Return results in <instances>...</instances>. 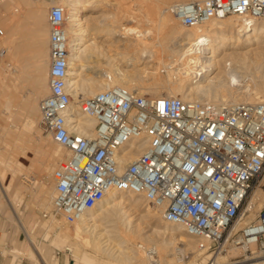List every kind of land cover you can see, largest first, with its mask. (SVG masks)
Masks as SVG:
<instances>
[{"label": "built area", "instance_id": "built-area-1", "mask_svg": "<svg viewBox=\"0 0 264 264\" xmlns=\"http://www.w3.org/2000/svg\"><path fill=\"white\" fill-rule=\"evenodd\" d=\"M166 12L185 27L233 16L249 28L264 21V0L180 1ZM66 22L65 8L52 5L50 92L39 102L40 127L69 151L53 172L54 215L73 224L112 190L142 194L163 220L195 238L199 250L217 256L255 245L264 255V209L242 224L264 176V101L221 104L111 85L80 101V111L96 121L93 132L83 133L68 90ZM139 148L133 160L124 161ZM241 260L210 258L204 264Z\"/></svg>", "mask_w": 264, "mask_h": 264}, {"label": "bare ground", "instance_id": "bare-ground-1", "mask_svg": "<svg viewBox=\"0 0 264 264\" xmlns=\"http://www.w3.org/2000/svg\"><path fill=\"white\" fill-rule=\"evenodd\" d=\"M169 1L170 0H160L157 3V9L155 8L156 10L161 11L159 14L163 13V15L161 14L160 18L162 25H166L171 19L169 17L170 14L167 13L166 8H164V5H167ZM173 1L180 2L189 0ZM58 2H60L61 5L64 6L67 15L66 34L68 37L70 61L68 90L73 97L71 108L73 109V113L80 119L82 126L81 131L83 133L93 132L95 129L96 121L95 119L83 114V112L80 111V101L82 100V98H85V96H91L111 85H122L131 90L136 88L141 91H148L155 97L178 96L185 100H206L221 104L234 102L259 103L264 101V75L255 74V72L249 70V55L258 49H264V46H259L255 50L252 49V46L261 44L264 38V21L260 22L259 20H255V22L253 23L254 27L251 26L247 28L243 27V24L240 22L239 18L236 17L237 21H239L237 22L236 20L232 19L233 16H229L221 20L210 21L205 26L200 28L184 26L185 28H188L182 30V32H186L180 37L182 38L181 40H184V42H178L179 44H177L175 47H172L165 45L166 43H156L149 40L148 36L150 34V30H146L144 28L141 29L142 27L136 25H125L126 22H138L139 19L137 20L135 18V15L132 14L128 15V19L125 18L123 20L118 17L117 13L112 12L111 19L108 17L110 19L109 22L104 21L105 23L103 22V24H94L93 26H90V19H88V14L97 12L102 4L110 5L114 3L109 0H59ZM125 10L127 11V9ZM34 12L35 13L33 14V16H35L36 25H38L41 23L42 18L44 19V16L42 17L41 10H39V8ZM126 13H128V11ZM108 14L110 16V13ZM118 26H121L122 28L120 30L118 28L117 30ZM38 29L39 28H36L34 37V39L36 38L37 41H39L40 39V35L38 32L41 31L40 29ZM99 36H106L105 38L109 39L114 38L115 41H122L126 39V41H129V43L130 41L135 40V42H131L129 46L126 45L127 49L130 48L128 53H118L119 58H117L120 59L119 61H130L129 64L136 65L143 57L150 56L154 52L156 54L157 60L153 66L150 65L151 67H149L152 71L155 72H158V69L159 71L163 69L167 71V76L164 77L162 75H156L154 76V79H152V82L146 83L147 81L144 82V80L142 81L137 77L135 71L123 69L118 63L115 64L116 71L114 75H112L113 73L111 74V72L105 73V75H112V79L110 81L107 79V77H105V75L104 79H97L95 76H88L87 72L86 75L88 77L85 76V78H82L83 75L80 69H82L83 65H85V58H89L90 55L94 54H96L95 56L97 57V54L100 53V46L98 44L99 40H94L91 43L86 44L85 46L83 45L85 41L92 38L95 39ZM167 44L169 43L167 42ZM242 48H248V50L243 51ZM47 66L48 64H42L41 60H38L35 64V68L39 74L34 76L35 89L34 92L32 91L34 96L28 97L29 99L26 102L22 103V112L24 115L23 123L22 121L18 122L16 120V113H19L17 112L18 110L16 112L10 110V112L7 113L8 118L13 122H16L17 129L15 128V131L8 130L3 123H0V126H2L1 141H5L7 144H9L14 151L16 149H21L22 154H25L26 149L31 147V149L34 148L36 150V153L40 155L41 148H43L41 146L42 142H44L42 145H44L45 142L47 143V145L51 144L53 146V149H51L52 151L48 152V158L44 163L46 167H41L40 165L42 161L39 160L36 164L40 166V168H42L40 169L41 171L50 173L54 170L53 168L56 165L58 166L60 160L65 159L62 152L66 148L56 142L48 133H45L46 136H43L41 134L38 135V138H40V140L37 142V144H33L35 142L32 141V134H35V132L38 133L39 130H41L39 122L40 113L38 111L37 104L39 95L43 93L46 87H48L45 81L46 77L44 76ZM252 66L253 65H251V67ZM114 67L115 66H113V68ZM17 70L18 69L16 67V72H19ZM181 70L183 71L184 75L179 76V78L177 77L175 81L172 80V73L180 72ZM249 75L250 78H248ZM254 77L256 78L254 79ZM231 86L233 87L232 89L236 88L238 89V91H240L239 89L243 90V88H246L248 94L245 93V95H233L230 93H226L227 88L231 89ZM1 93L3 94V92ZM1 93L0 95H2ZM79 95L82 97L79 98ZM2 97L4 96L2 95ZM2 97L0 96V114L5 111L3 106L6 105L4 102L5 97ZM8 97L6 94V98ZM17 106H19V104H17ZM3 135L6 137L4 138ZM141 150L142 148L130 151L124 157V161L129 162L133 160ZM67 153L69 155V151ZM32 157L34 159V155ZM14 158L9 157L4 152L0 151V170L2 166L10 168V170H15L16 166L19 164L16 163L18 160L16 159L17 161H15ZM31 161L35 162V160ZM4 175L0 173V187L2 189H5L6 191H9L11 189L10 182L9 184H4ZM33 180L36 181L35 177L33 178ZM130 193L127 194L124 191L115 190L110 191L96 206L87 211L80 220L73 223L74 225H72V227H74L72 229L70 227L71 224L65 222L63 219H59L63 220V223L60 222L59 224L52 226V228H50L49 226V228L54 230L55 232V237L53 239V243L55 245L64 246V244H66L65 246L66 248H68L71 245L82 242L88 245L92 249L91 251L94 252V254L84 255H81L80 253L78 257L71 260V264H174V261L167 260L168 257L166 259L164 255L168 252H171V250L173 249V253H175V255L180 254L183 256L186 249L188 248L187 245L191 246L192 241H197L195 238L189 236L184 231V228L181 225L169 223L164 220L165 223L163 227H157L156 229H154L155 233L157 232V234H160L161 236L155 240V244L153 246H150L148 243H146L147 241L145 240H142L141 242H135L133 231L131 229V220L128 219V215L126 214L128 211H121L122 204L128 201L133 203L134 208H141L144 203L142 200L146 201V199L142 194L132 195L134 193ZM32 194L34 196L39 195L43 201L47 200L48 197H50L49 201L52 206V199L54 195H52L48 191V187L46 184L41 183L38 187V190L33 191ZM252 195L254 196H251V199L249 200V203L247 205V210H251L254 206V201L258 199L261 200V204H258V209L260 210L264 206V194L257 195V193H254ZM7 199L9 200V198ZM151 207L152 206L149 205L144 209V211H142L143 217H148L151 214L154 215L160 213L159 210L156 211L155 208ZM112 209L116 211L119 210L121 214L119 211V214L112 213ZM153 210H155V212ZM104 219L105 221L102 222V220ZM99 221L102 222L101 224H105L102 225L101 228L103 232L96 231L97 227L100 226V223H97ZM23 226L25 229V233L30 241L31 248L35 252L40 254V246L35 243L32 230L26 227L27 225ZM49 235L50 234L48 232L45 233L44 238L47 239ZM111 236H113L114 239L111 238ZM195 247L198 249V245L196 246V243L194 248H192L195 249ZM149 248L156 249L157 254L152 256L148 251ZM254 248L255 245H252L250 247V249ZM67 250L71 252L70 249ZM238 250L246 253V249L244 248H232L221 255H217L215 261L218 263L225 262L226 260H229V257H234L232 255H234L236 252L239 253ZM41 258L44 264H52L44 257ZM251 258L252 257H247L237 263L242 264V261L244 262L247 259L251 260ZM170 259L172 260L174 259V257ZM54 260L55 262L53 264H57L58 259L55 257ZM178 261L180 263V260ZM250 264H264V259L252 261V263Z\"/></svg>", "mask_w": 264, "mask_h": 264}, {"label": "rangeland", "instance_id": "rangeland-1", "mask_svg": "<svg viewBox=\"0 0 264 264\" xmlns=\"http://www.w3.org/2000/svg\"><path fill=\"white\" fill-rule=\"evenodd\" d=\"M56 1H57V3H56ZM58 1L59 0H0V17H1L0 28L4 30V34L2 37V40L4 41V45H5V40L7 37L6 22H7L8 16L9 15L12 16L13 13L15 14L16 19L18 17H22L24 14L29 17L30 24H31V38L35 42L36 45L38 44V42H42L44 40H46L48 43V40L50 38V27L48 28V30L44 31L42 28V24L44 22H48L49 8L54 4L61 5V3ZM109 1L114 2L115 4L114 3L110 4V5H105V4L103 5L102 4L99 7L100 9L97 12L92 13V14H88V19H90V22H89L90 26H93L94 24H103L104 21L109 22V20L111 19V16H112V12L117 13L118 17L120 19H123V20L125 18L128 19L129 18L128 15L132 14V15H135V18L137 20L139 19L138 22H136V23L135 22H126L127 24L125 23V25L131 24L134 26L135 25L140 26V27H142L141 29L144 28L146 30H150V34L148 36L149 40L154 41L156 43L157 42L158 43L162 42L163 44L166 43L165 45L172 46V47H175L177 44L184 42V40H181L182 38H180V37L186 33L184 31L182 32V30L188 29V28H185L184 26L179 24L177 22V20L171 14L169 16L171 19L167 23L168 25L167 24L166 25L161 24L160 18H161V14L163 15V13L159 14L161 11L156 10L157 9L156 8L157 3L160 0H109ZM173 2H177V1L170 0L167 5H164L165 6L164 8H167ZM61 6H63V5H61ZM38 8H39V10H41V14H42V17L44 16V19L42 18L41 23L36 25V21H35L36 19H35V16H33V14L35 13L34 11L38 10ZM125 9H127L128 13H126L127 11ZM132 10L133 11L135 10V11L133 12ZM107 12L110 13V16ZM164 15H167V14H164ZM232 19L237 21V19L234 17H232ZM11 20H12V17H11ZM237 22H239V21H237ZM36 28H39L41 30L38 32L40 35L39 41H37L36 38H35L36 40L34 39ZM118 28L120 30L122 27L118 26L117 30H118ZM259 30H261V29H259ZM12 31H13V29H12ZM17 35H18V33H17V29H16L15 39H17ZM105 37L106 36H99V37H96L95 39L92 38V39L85 41L83 46H85L88 43H91L94 40H96V41L99 40L98 44L100 46V53H98L99 55L97 54V57L95 56L96 54H94V55H90L89 58H85V62H84L85 65H83L82 69H80L82 71V75H83L82 78H85V76L86 77H88V76L94 77L95 76L97 79H104V75L106 72H111V74L113 73L112 75H114V73L116 71V65L115 64H118V63L121 66V68H123V69H126V70L129 69V71H132V70L135 71V73L137 74V77L140 78L142 81L144 80V82L147 81L146 83L152 82V79H154V76H156V75H162L164 77L167 76V71H165L163 69L160 71L158 69V72L151 70L150 67L153 66L157 60L156 54L154 52L150 56H147L148 58L143 57L139 61V63L136 65L129 64L130 61L129 62H120L119 61L120 59H118L119 58L118 53H123V54L128 53L130 48L128 47L129 49H127V46H129L131 42L132 43H133V41L135 42V40L130 41V43H129V41H126V39L122 40L123 41L122 42V41H115L114 38L109 39V38H105ZM167 42L169 44H167ZM261 44H258V45L256 44V45L252 46V49L255 50L259 46H264V38H263ZM114 47H115V49H114ZM242 50L246 51V50H248V48H242ZM33 54L36 55V57L30 59V66L28 68H24L22 65H19L17 63V61L15 62V63H17L16 64V67L18 69L17 71H19V72H16L13 75V77L11 75V78H13L14 81H11L10 86H7V84H6V80H7V75L5 74L6 56H4L3 59H1V61H0V90L5 88L2 91H0V93L3 92V94L2 93L1 94L5 98L2 97V95H0V96L5 99L4 102L7 105V106L6 105L3 106L5 111L0 114V123L1 124L3 123L4 126L6 127V129L11 130V131H15L17 129V126H16L17 124H16V122H13L12 120H10L8 118L7 113H9L10 110L15 111V112L18 110L17 112H19V113H16V118H17L16 120L18 122L22 121V123H23L24 115L22 112L23 111L22 103L26 102L29 99L28 97L34 96L33 95V92L35 89L34 88L35 87V85H34L35 84V82H34L35 77L34 76L39 74L35 68V64L38 60H41L42 64H44V65L48 64L45 75H44L46 77L45 81H46L47 86H48V71H49V64H50L49 47L47 46L46 49L40 50L39 52L36 51ZM151 56H153V57H151ZM114 58H117V59H114ZM249 61H250V63H249L250 69L249 70H251L252 72H255V74H261V75L263 74L264 75V49H258L256 51H254L253 53H251L249 55ZM108 64H110V65H108ZM251 65H253V66L251 67ZM113 66H115V67L113 68ZM136 70H137V72H136ZM24 71H25V73H23ZM20 72H21V74H20ZM182 75H184V73L181 70L180 72H173L171 77H172V80L175 81L177 79V77L179 78V76H182ZM248 78H250V75L248 76ZM255 78L256 77H254V79ZM232 88H233L232 86H231V89L227 88L226 93H230L233 95H239V94L245 95V93L248 94V91L246 88H243V90L239 89L240 91H238V89H236V88H234V89H232ZM6 90H7V92H6ZM132 90H138V89L134 88ZM138 91L142 94L151 95L148 91H141V90H138ZM165 91H166V89H165ZM243 91H244V93H243ZM49 92H50V89L48 86L45 88L43 93L40 94L38 97V104L37 105H38L39 113H40L39 102L42 98L47 96L49 94ZM224 92H225V90H224ZM6 94H7V97L9 95L8 98H6ZM151 96H153V95H151ZM80 97H82V96L79 95V98ZM72 99H73V97H72ZM204 101H206V100H204ZM17 104H19V106H17ZM5 106H6V108H5ZM39 122H40V119H39ZM1 127L2 126H0V128ZM40 129H41V127H40ZM1 132H2V128L0 129V151L4 152L6 155H8L9 157H12V158H14L16 156L14 158V160L15 161L18 160L16 163L19 164L16 166L15 170H12V169L10 170V168H6V167L2 166L0 173L2 175L5 174L4 175V178H5L4 184L5 183L9 184V182H10L11 189L9 191H6L5 189H2V188L1 189L4 193L5 198L6 199L9 198V200L11 199L10 200L11 202L7 199V201L11 204V206L13 208L14 207L18 208V210H17L18 215L24 220V222H26L28 224V226H30L32 228V233L35 237V240L37 241V243L40 244V252L42 253V255H44L48 260H50L52 264L55 262V260H54L55 255H57L60 259L59 260L57 258L59 260L58 264H71V260L78 257L80 255V253H81V255L94 254V252L91 251L92 249L88 245H86L85 243H82V242L71 245L68 248H66V246H65L66 244H64L65 247L63 245H61V246L55 245L53 243V239L55 237V232H54V230H52L50 228H52V226H54L56 224H59L63 220H59L61 218L54 215V212L52 211V206H51L50 201H49L50 197H48L47 200L43 201L39 195L34 196L32 194L33 191L38 190V187L40 186L41 183H44L47 185L48 191L52 195H54L53 172L57 168V165L53 168L54 170L51 171L50 173H47V172L40 170V169H42V168H40V166L41 167L43 166V168L46 167V165H44V163L46 162V160L48 158V156H47L48 152L52 151L51 149H53V146L51 144H50L51 146L47 145L46 142L44 145H42L44 143V142H42L41 146L43 148H41L40 155H38L36 153V150L34 148H32L33 149L32 150L31 147L26 149L25 154H22L21 149L20 150L16 149L14 151L9 144H7L5 141H1V137H2ZM39 132L38 133L35 132V134H32V141L35 142L33 144H37V142L40 140V138H38V135L41 134L43 136H46L45 132H43L42 129L39 130ZM5 137L6 136H4V138ZM1 148H3L4 150ZM17 150H19V151H17ZM13 151L15 153L16 152H18V153L15 154ZM43 151H45V152H43ZM66 151L67 150L64 149L62 152V154L64 155V158H66V156H68V153H67L68 151L67 152ZM34 152H35V154H34ZM10 154H12V155H10ZM33 155H34V159L32 157ZM31 160H35L36 163L34 161H31ZM38 160L42 161L40 166L36 165ZM20 163H21V165H20ZM42 163H43V165H42ZM19 170H20V172H19ZM34 177H35L37 182L33 180ZM2 191L0 190V232H1V234H0V264H39L37 258L31 254V250H30L26 235L20 230V228L18 227V225L16 224V222L14 220L13 213L11 212L9 207L6 205ZM254 191H256V192H254ZM254 191L253 192L255 194L257 193V195L258 194H260V195L264 194V176H262L259 179V184L254 189ZM126 193L128 194L130 192H126ZM254 193H252V194H254ZM130 194H132V193H130ZM132 195H135V194H132ZM16 196H17V198H16ZM252 196H254V195H252ZM258 200L254 201L253 208L251 210H248V212L246 213V216L244 217L242 224H245V223L250 222L251 220L255 219V217L260 212V210L264 209V206L260 210L258 209V207H259L258 204H261V200H259V202H258ZM142 201L144 203H143L141 208H134L133 203L128 202V201L124 202L122 204V210L121 211H128L126 214L128 215V219L131 220V229L133 231L134 238L136 239V240L134 239V241L135 242L136 241L141 242L142 240H145V241H147L146 243H148L150 246H153L155 244L154 243L155 240L161 236L160 234H157V232L155 233L154 229H156L157 227H163L165 221L161 218L159 213L154 214V215L151 214L148 217H143L142 211H144V209L146 207H148L150 204L147 201H144V200H142ZM49 204H50V206H49ZM16 208H14V209L16 210ZM118 211L113 210L112 213L119 214L120 211L119 212ZM153 211L155 212V210H153ZM156 211H158V210H156ZM120 214H121V212H120ZM53 216H54V218H53ZM54 221H55V223H54ZM104 221H105V219L102 220V222H104ZM102 222L101 221L97 222V223H100V226H101V227L100 226L97 227V229H96L97 232H101V231L103 232V230L101 228H102V225H105V224H101ZM48 224H50V225H48ZM72 225H74V224L70 225L71 229L74 227V226L72 227ZM49 226H50V228H49ZM47 232L50 235L47 239H45L44 234ZM111 238L114 239L113 236H111ZM191 243H192L191 246L187 245L188 248L186 249L185 254L183 256L180 254H178V255L176 254L177 255L176 256L175 253H173V249H172L171 252H168L164 255L165 258L167 259V257H168L167 260L174 261V264L175 263L176 264H204L205 262L209 261L210 258H213L215 260V258H216L215 254L212 255L211 252L198 250L196 247H195V249H193L195 246V243L197 246V241L194 240ZM176 244H178V243H176ZM176 244H174V245H176ZM192 245H194V246H192ZM14 249H20L23 251V253L19 254L18 252H13ZM67 249H70L71 252ZM250 250H249V252H246V253H243L242 251L238 250L239 253L236 252L232 256H234V257L237 256V258H240V259L252 257L251 260L247 259L244 262L242 261L241 262L242 264H250V263H252V261L264 259V255H262L257 250L256 247L254 249H250ZM90 252H93V253H90ZM172 257H174V259L171 260L170 258H172ZM230 258L231 257H229V259ZM177 259L180 260V263ZM94 264H96V263H94Z\"/></svg>", "mask_w": 264, "mask_h": 264}, {"label": "crops", "instance_id": "crops-1", "mask_svg": "<svg viewBox=\"0 0 264 264\" xmlns=\"http://www.w3.org/2000/svg\"><path fill=\"white\" fill-rule=\"evenodd\" d=\"M11 17H12V20H11ZM0 24H1V17H0ZM6 27H7V37L5 40V45H4V41L2 40L3 35L0 36V50H2V52L4 53L0 57V61L1 59H3L4 56H6V70H5V74L7 75L6 84L7 86H10L11 81H14V79L11 78V75L13 77V75L16 73V64L18 63L19 65H22L24 68H28L30 66V59L36 57V55H34L33 53L36 51L39 52L40 50L46 49L47 46L49 47V54H50V41L48 40V43H47V41L44 40L42 42H38L37 45L35 44V42L31 38L30 20H29V17L26 16L25 14L22 17H18L17 19L15 18L14 13L12 14V16L9 15L7 22H6ZM42 28L44 31L48 30L49 23L44 22L42 24ZM16 29L18 33L17 39H15ZM16 61L17 63H15ZM49 67H50V64H49ZM23 73H25V71ZM48 86H49V71H48ZM0 190L2 191L1 187H0ZM3 196H4V193H3ZM4 199H5L6 205L9 207V209L13 213V217H14L16 224L18 225L20 230L26 235L23 225L25 226L27 225L26 227H28L30 230H32V228L28 226V224L24 222V220L18 215V211H17L18 208L14 207L16 208L15 210L11 206V204L6 200L5 196H4ZM26 238H27L30 250H31V254L34 255L39 260L38 261L39 264H44L42 262L41 257H44L45 259L47 258L44 255H42V253L39 254L35 252L31 248V244H30V241L27 235H26ZM34 241L35 243H37V241L35 240V237H34ZM37 244L40 246L39 243ZM13 252H18L19 254L23 253V251L20 249H14ZM54 257L59 259L57 255H55ZM59 260H58V263H59Z\"/></svg>", "mask_w": 264, "mask_h": 264}]
</instances>
